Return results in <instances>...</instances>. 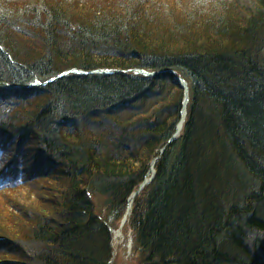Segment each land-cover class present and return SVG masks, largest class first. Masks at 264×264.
<instances>
[{"label":"trees","instance_id":"16d2710c","mask_svg":"<svg viewBox=\"0 0 264 264\" xmlns=\"http://www.w3.org/2000/svg\"><path fill=\"white\" fill-rule=\"evenodd\" d=\"M154 162L140 264H264V0H0V264H111Z\"/></svg>","mask_w":264,"mask_h":264},{"label":"rangeland","instance_id":"374dc122","mask_svg":"<svg viewBox=\"0 0 264 264\" xmlns=\"http://www.w3.org/2000/svg\"><path fill=\"white\" fill-rule=\"evenodd\" d=\"M97 202L100 201V199H96ZM101 208V207H100ZM127 234H124L125 236L119 237L118 231L114 234V259L113 264H140L139 258L137 256V253L134 250V247L131 250L128 248L129 242L128 239L133 237V231H130ZM116 231V229H115Z\"/></svg>","mask_w":264,"mask_h":264},{"label":"bare ground","instance_id":"6f19581e","mask_svg":"<svg viewBox=\"0 0 264 264\" xmlns=\"http://www.w3.org/2000/svg\"><path fill=\"white\" fill-rule=\"evenodd\" d=\"M104 72L103 74H114V73H118L119 71H116V72H110V71H105V70H98V71H96V72ZM136 71H141L142 73H149V74H155L156 76H142L143 78H156V77H159V76H161V75H164V74H170V75H172V76H174V80H175V84L176 85H179V87L181 88V89H183L184 90V92H186L187 90H189V86H188V83L184 80V79H182V78H180V77H176L173 73H171L170 71H168V72H149V71H145V70H141V69H138V70H136ZM96 72H93V73H96ZM82 74V72L81 71H77V70H74V71H71V72H67V73H64V74H62V75H60L59 77H57V78H55V79H51V80H49V81H47V82H45V83H41V82H36L35 84H33L34 86H38V87H45V86H48V85H50L51 83H54V82H56L57 80H62V79H64L65 77H67L68 75H70V74ZM179 80H181V81H183L185 84H186V86H187V90H185L183 87H182V85L180 84V83H178V81ZM187 93H189V92H187ZM186 93V94H187ZM187 105H188V101H186V104H185V107L183 108V110L184 109H187ZM185 118H186V113H184L183 114V122H181L180 123V125H179V133L182 131V127L181 126H183V123H184V120H185ZM136 193H134L131 197H130V199L131 198H133V196L135 195ZM132 203V202H131ZM130 203V204H131ZM121 236H123L121 233H119V237H121ZM128 242H129V244H131L132 242H131V240L130 239H128Z\"/></svg>","mask_w":264,"mask_h":264},{"label":"water","instance_id":"95a60500","mask_svg":"<svg viewBox=\"0 0 264 264\" xmlns=\"http://www.w3.org/2000/svg\"><path fill=\"white\" fill-rule=\"evenodd\" d=\"M144 76H156L155 74H149V73H142ZM178 83H180L181 85H182V87L185 89V90H187V86H186V84L183 82V81H181V80H179L178 81ZM153 174H155V171H153ZM153 177H154V175H153ZM153 177H151V179H149V180H147L143 185H142V187H141V190L144 188V187H146L152 180H153ZM140 190V191H141ZM139 191V192H140ZM139 192L138 193H136L134 196H133V198H132V200L131 201H133V199L139 194ZM125 222H126V218H125V220L123 221V224H125Z\"/></svg>","mask_w":264,"mask_h":264}]
</instances>
